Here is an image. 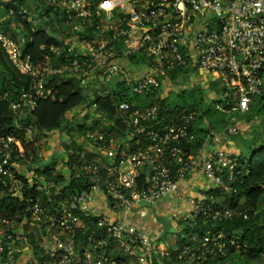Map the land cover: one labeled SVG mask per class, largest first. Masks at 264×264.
Returning <instances> with one entry per match:
<instances>
[{
  "label": "built area",
  "instance_id": "1",
  "mask_svg": "<svg viewBox=\"0 0 264 264\" xmlns=\"http://www.w3.org/2000/svg\"><path fill=\"white\" fill-rule=\"evenodd\" d=\"M6 6L7 15L20 16L32 31H44L50 18L63 40L35 57L26 51L27 34L0 31V47L31 79L10 101L12 110L32 109L37 98L53 97L48 84L55 76L73 78L85 90L119 87L128 96L116 103L119 124L103 117L113 132L80 133L94 156L70 161L68 155L72 187L34 172L25 177L19 165L32 164L35 148L0 130V201L6 200L0 206V264H128L111 255L115 246L139 264H153L149 233L96 214L100 196L125 212L171 196L177 206L191 207L189 219L233 215L214 199L183 194L180 184L196 170L224 194L249 172L222 144L239 133L234 114L248 112L251 97L264 89V0H36L32 7L18 1ZM193 68L214 72L225 86L224 99L215 104L228 117L221 131L198 109L166 101L164 77ZM87 104L97 107L89 98ZM200 116L205 138L192 149ZM24 131L31 136L32 125ZM113 134L123 140L116 143ZM71 141L66 145L72 154ZM90 226L95 229L85 235L80 252L75 235ZM200 240L195 249L183 246L177 258L196 262L227 252L221 231L208 228Z\"/></svg>",
  "mask_w": 264,
  "mask_h": 264
},
{
  "label": "trees",
  "instance_id": "2",
  "mask_svg": "<svg viewBox=\"0 0 264 264\" xmlns=\"http://www.w3.org/2000/svg\"><path fill=\"white\" fill-rule=\"evenodd\" d=\"M12 1L8 0V4ZM4 7H0V31L15 36L16 30L25 33L30 38L26 44V51L31 52L33 56L40 57L45 53L50 44L56 43L50 33L44 32L43 29L37 28L32 31L29 25L18 15H7V1L3 0ZM44 45V47H41ZM31 79L28 75L20 73L13 66L7 54L0 47V130L17 134L22 139L25 133L24 128L32 124L39 134H44L58 130L68 135H73L80 131L92 130L95 127L85 128V125L78 124L74 126V121L67 118L68 112L76 106L81 105L87 99L82 90L77 86H72L69 82H64L60 77H52L48 86L53 87V97L37 98L35 107L29 109L26 107L18 108L16 111L10 107V101L16 98V94L22 88L30 85ZM126 90L119 87H111V92L98 96L95 100L97 109L102 116L108 121L119 124L115 117L116 103L119 100H126L128 96ZM197 108V107H192ZM254 114L261 117L259 125L264 123V89L251 97L249 110L244 116L249 120ZM257 124V126H258ZM22 129H20V127ZM262 127V126H261ZM114 125L110 123L112 130ZM259 129V128H257ZM197 136V135H196ZM204 136H197L196 141L191 143L194 149L204 140ZM36 139V138H35ZM246 151L239 155L241 162H244L249 170L247 175L242 176L237 181L231 183V190L222 194L213 189L210 196L204 197V201L209 202L211 199L216 200L221 211L230 209L233 212L231 217L213 218L211 215H198L195 218H184L186 229L188 230V239L192 242H185L182 246L172 250L171 256L178 262L185 263L186 260L177 258L178 250L183 246L195 249L201 244V236L208 228L224 234L227 242V252L223 255H208L202 262L211 264L213 262L224 261L232 255L240 257L243 264H264V136L254 131V136L248 140ZM31 146L32 142L24 143ZM74 147V142H72ZM80 153H76L74 147L73 153H69V160L79 158ZM81 156V155H80ZM33 163L40 162V157L34 151ZM35 170L48 179L62 182L61 174H54L53 168L48 165L44 168L35 167ZM40 175V174H39ZM67 186H75L71 181ZM66 188H61L64 191ZM219 196L218 199H216ZM247 213L243 218L242 213ZM241 212V214H239ZM95 219V218H93ZM94 226H90L86 231H79L75 235V244L79 251L83 249L85 235L90 233ZM194 238V239H193ZM232 239L237 240V245L231 243ZM121 251V252H120ZM111 252L112 256L122 258L129 264L128 256L122 250ZM139 264V263H138Z\"/></svg>",
  "mask_w": 264,
  "mask_h": 264
},
{
  "label": "crops",
  "instance_id": "3",
  "mask_svg": "<svg viewBox=\"0 0 264 264\" xmlns=\"http://www.w3.org/2000/svg\"><path fill=\"white\" fill-rule=\"evenodd\" d=\"M34 1L36 2V0H19L18 2L20 4H24L26 6L28 5V6L32 7L35 4ZM12 2H14V1H12ZM2 18L3 17H0V19H2ZM45 24H46V27H44L45 28L44 32L50 33L51 36L54 37L53 40L56 43H53V44H56V45L62 44L63 40L59 36V32H58L57 27L55 25L56 23L52 22L49 18V20H46ZM58 28H59V30H60V28H62L60 21L58 23ZM196 71L200 72L203 70L193 68V69H187V70H180V71L174 72L172 74L177 75L181 79V75H184V77L190 76V75H193L194 72H196ZM212 73L214 75H216L214 72H212ZM56 77H58V76H56ZM60 78H62L64 82L71 83L72 86L79 87L73 78H70V77H67V78L60 77ZM79 88H81V87H79ZM102 89H104V88H102ZM110 89H111V87H110ZM82 90L86 96V99L88 100V98H89L90 101L92 103H95V104H96V102H95L96 98L98 96L104 95L102 93L98 94L96 92V90L93 89V90H95L94 91V93H95L94 97H92L93 95H91V97H90L89 92L88 93L86 92L87 90H85L83 88H82ZM106 93H110V91H108ZM221 94H222V92H221ZM92 98H93V100H92ZM87 100L84 103H82L81 105L74 107L73 109H71L68 112L67 118L72 119L74 121V124H75V120L78 119L75 117L77 114H79V116H80L81 114L86 113L87 111H90L93 114L94 113L93 111H95L96 113H99L102 115V113L97 109L98 106L95 108L96 110L93 109L91 106H89L87 104ZM137 101H139V100H137ZM169 105H171V104H169ZM198 110L201 114H203L199 108H198ZM69 114H70V117H69ZM234 115H235V117H237V115L244 116V114H238V113H235ZM87 116H88V114L86 113L84 115V119H86ZM227 122H228V117H227ZM236 123H237V126L239 128V133H240V127H239L240 123H239V120L237 118H236ZM226 125H227V123H226ZM211 126H212V124H211ZM225 126L221 127L220 129H214L213 126H212V128L216 131H221L225 128ZM20 129H22V128H20ZM193 130L197 136H204L205 135V128H204L203 120H202L201 116L195 120V122L193 124ZM81 132L82 131L77 132L71 136V135L66 134L65 132L53 130V131L46 133V135H44V134H39V131L37 130V128H35L32 125L31 136H27L25 134L26 133L25 132L23 134L24 139H22V141H23V143L32 142L31 146H26L25 144H24V146L35 148L36 154L38 155V157H40V162H38L37 164H35L33 162H32V164L21 162V165H19V166H20L21 171L24 173L25 177H28L31 172H34L36 175H39V174L41 175V173H39L38 171L35 170V167H39L42 169L48 165L49 167L53 168L52 172L54 174H61L63 176L62 182L61 181L59 182L56 179V181L58 183H61V184L70 183V170L68 167L69 161H67L68 155H69L68 150H67L68 148L66 145L67 139L72 140L70 145L72 144V142H74L73 146L76 149V153H78V154L80 153V155H81V156L80 155L78 156L79 158L83 157L84 159L90 160L94 156L93 152H91V150H90V146H87L86 141L80 137ZM54 133L56 134V136L55 135L53 136ZM236 136L230 137L226 142H224L222 144V146L225 147V149L231 155H234V156L238 155L239 156L245 150H243L238 144L235 143L234 138ZM39 138H43L44 140L48 139V144H47L46 149H45V147L42 148V146L40 145L41 141L39 140ZM125 140H126V138H125ZM42 142H43V140H42ZM71 147H72V145H71ZM74 147H72L73 150H74ZM205 148L206 149L210 148V144H208V142L205 143ZM45 153H47V156ZM58 165H60V167ZM180 186H181V191L183 194L188 195V196H192L195 198H197V197L204 198V197L210 196L212 193V190L214 189L213 185L196 170L189 173L187 175V177L181 182ZM218 198H219V196L216 199H218ZM5 204H6V200L4 198H2V200L0 201V206L2 207ZM94 210H95L96 214L100 215L102 218H104L108 221L126 220L128 222H131V223L137 225L139 228H141L144 231H146L147 233H149V235L151 237V241H150L151 248H152L151 260L153 261V264H172L170 261L175 260L171 256L172 250H175L176 248L182 246L185 242L189 241V240H187L188 239V233H187L188 230L186 229V221H184L183 219L188 218V215L191 211V207L189 205L177 206L175 204V200L171 196H168L166 199L158 202L155 205L138 204V205L132 207L128 212H125L121 209H117V208L113 207V205L110 203V201L108 199H106L104 196H100L97 199V202L95 203ZM164 213H167V215L169 214V216H170V214L172 215L173 213H178L179 215H181V218L180 219H174L172 217L174 219V220H172L173 222H171L170 226H166L163 223V221H161ZM112 250L113 251H120L118 246L113 247ZM128 260H129V264H138L134 260V258L131 256H128ZM198 263H202V262H185V263H182V262H178L177 260H175V264H198Z\"/></svg>",
  "mask_w": 264,
  "mask_h": 264
},
{
  "label": "rangeland",
  "instance_id": "4",
  "mask_svg": "<svg viewBox=\"0 0 264 264\" xmlns=\"http://www.w3.org/2000/svg\"><path fill=\"white\" fill-rule=\"evenodd\" d=\"M18 34V31H16ZM99 86V83H96ZM164 89H165V97L168 104L175 105V106H182L187 108L197 107L195 109H200L202 113L205 115L206 119L212 124L214 129H220L224 127L227 123V116L225 113L218 111L215 107V104L221 101L223 98L221 92L224 89V85L222 84L221 80L218 78L217 75H214L212 72L208 70H203L200 72H194L193 75L186 76L181 75V79L177 75H166L164 77ZM98 94L102 93L105 94L106 92L110 91L111 89H102L99 87L95 89ZM93 89H89L86 92H89V96L93 95ZM130 97H133L129 94ZM139 98H135L137 100ZM93 100V98H92ZM92 114L90 111H87L88 114L87 118L84 119L83 113L79 116L77 114L75 117L78 118L75 120L74 126L77 127L78 124L85 125V128L95 127V128H102L108 132H113L110 130V126L107 124L106 120L103 119V116H96L99 113ZM237 115V119L240 123V133L234 138L236 144H238L243 150L246 151L249 143L248 140L250 137L254 136V131L259 132V135L262 137L264 136V123L259 125V121L261 117L254 114L249 120L246 116ZM70 117V114H69ZM72 118V117H71ZM258 124V126H257ZM262 126V127H261ZM259 128V129H257ZM56 136L54 133L53 136ZM116 143L121 142L122 136L113 134L111 135ZM80 138V137H79ZM40 145L42 148H47L48 139L44 140L43 138H39ZM43 140V142H42ZM81 140V139H80ZM244 151V152H245ZM243 152V153H244ZM47 156V153H45ZM58 159V158H57ZM59 160V159H58ZM59 164V163H58ZM60 167V165H58ZM226 193V192H225ZM174 220L172 215L164 213L162 216L161 221L166 226H170L171 222ZM192 242V240L187 241V243ZM172 264H175V260L170 261ZM198 264H205V263H198ZM211 264H243V261L240 257L236 255H232L225 259L224 261L213 262ZM247 264V263H246Z\"/></svg>",
  "mask_w": 264,
  "mask_h": 264
}]
</instances>
